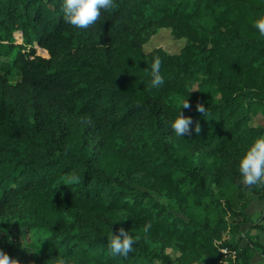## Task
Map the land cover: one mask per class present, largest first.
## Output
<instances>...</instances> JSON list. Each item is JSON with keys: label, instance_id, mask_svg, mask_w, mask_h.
<instances>
[{"label": "trees", "instance_id": "obj_1", "mask_svg": "<svg viewBox=\"0 0 264 264\" xmlns=\"http://www.w3.org/2000/svg\"><path fill=\"white\" fill-rule=\"evenodd\" d=\"M115 5L80 29L62 0H0V251L13 264H264V241L243 229L264 184L237 169L264 133L251 121L264 115V0ZM158 28L183 41L177 52L145 50ZM186 97L178 137L168 121ZM120 227L137 238L124 258L107 252ZM250 227L264 231V206Z\"/></svg>", "mask_w": 264, "mask_h": 264}, {"label": "clouds", "instance_id": "obj_2", "mask_svg": "<svg viewBox=\"0 0 264 264\" xmlns=\"http://www.w3.org/2000/svg\"><path fill=\"white\" fill-rule=\"evenodd\" d=\"M62 5L65 21L80 29H86L90 25H93L101 17L102 12L116 6L115 0H62ZM253 27L258 30L261 36H264V14L255 17ZM160 66V58L158 56L154 57L150 65V82L153 87H159L164 83ZM181 107H190L187 97L180 102L179 110L175 117L168 121V127L178 137H184L186 133H189L190 125L192 124V117L183 114ZM196 108L204 115L207 107L203 103L198 102ZM195 130L198 132L199 127L196 126ZM237 169L244 184L249 186L258 183L264 184V133L252 138L238 160ZM150 227L151 225L146 223L144 230L147 231ZM106 237L107 252L112 256L120 258L127 257L129 253L133 252L134 245L137 242V238L133 234H129L123 227H120L116 232L111 231V235ZM14 261L9 258L7 253L0 251V264H13ZM60 264H67V261L61 259Z\"/></svg>", "mask_w": 264, "mask_h": 264}, {"label": "rangeland", "instance_id": "obj_3", "mask_svg": "<svg viewBox=\"0 0 264 264\" xmlns=\"http://www.w3.org/2000/svg\"><path fill=\"white\" fill-rule=\"evenodd\" d=\"M15 38L17 40H20L19 35L16 34ZM183 44V41L181 39L174 38L169 29L167 28H158L155 30V32L150 36V39L144 44L145 50L149 51L155 47H161L164 50L174 53L179 50L181 45ZM37 53L41 54L42 56L47 57V53L45 50L37 47ZM263 111L262 110H256L252 114L251 121L254 123H259L264 125V118H263ZM264 206V201L262 199H259L257 197H252L250 200V203L246 207V213L248 215V218L244 222L243 229L246 234L248 235H254L258 234L259 238H261L262 241H264V231L263 230H256L255 228H251L250 224L256 220ZM11 229V221H10V215L9 211L6 210L4 212L0 213V240L3 238V233L6 230ZM12 235H14L13 232H11ZM22 241V244H32L33 240L35 239V234H29L24 233L21 234L19 237ZM226 239H231L230 237L226 236ZM170 254H173V251L168 250ZM37 253L36 249H32L27 252V258L29 256H32ZM260 259L258 256H254L252 258V263L259 262Z\"/></svg>", "mask_w": 264, "mask_h": 264}, {"label": "built area", "instance_id": "obj_4", "mask_svg": "<svg viewBox=\"0 0 264 264\" xmlns=\"http://www.w3.org/2000/svg\"><path fill=\"white\" fill-rule=\"evenodd\" d=\"M223 251H225V249H222Z\"/></svg>", "mask_w": 264, "mask_h": 264}]
</instances>
